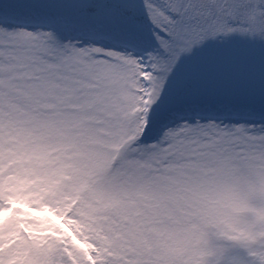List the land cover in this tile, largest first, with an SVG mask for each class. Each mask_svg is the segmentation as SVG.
I'll list each match as a JSON object with an SVG mask.
<instances>
[{
  "label": "snow or ice",
  "instance_id": "snow-or-ice-1",
  "mask_svg": "<svg viewBox=\"0 0 264 264\" xmlns=\"http://www.w3.org/2000/svg\"><path fill=\"white\" fill-rule=\"evenodd\" d=\"M0 264H264V0H0Z\"/></svg>",
  "mask_w": 264,
  "mask_h": 264
}]
</instances>
